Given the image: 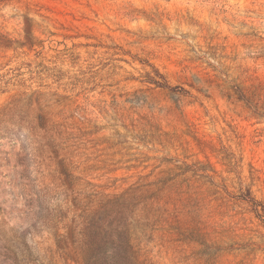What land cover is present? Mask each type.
Masks as SVG:
<instances>
[{
    "label": "rangeland",
    "instance_id": "374dc122",
    "mask_svg": "<svg viewBox=\"0 0 264 264\" xmlns=\"http://www.w3.org/2000/svg\"><path fill=\"white\" fill-rule=\"evenodd\" d=\"M96 225L264 264V0H0V264H94Z\"/></svg>",
    "mask_w": 264,
    "mask_h": 264
},
{
    "label": "trees",
    "instance_id": "16d2710c",
    "mask_svg": "<svg viewBox=\"0 0 264 264\" xmlns=\"http://www.w3.org/2000/svg\"><path fill=\"white\" fill-rule=\"evenodd\" d=\"M156 76L158 77V80H153L156 86L164 89H170V86H168L167 82L158 72H156ZM244 197V201L250 203L251 205L257 203V201L251 196L250 192L248 191L245 193ZM107 231L108 230L103 229L101 225H96L88 232H85L83 230V232L80 234L81 246L84 247L85 250L90 251V257L94 259V264H110L111 262L109 261V258L107 256V246L108 240L112 235ZM113 231L116 230L113 229L112 232ZM84 259L85 258L83 257L82 261H85Z\"/></svg>",
    "mask_w": 264,
    "mask_h": 264
}]
</instances>
